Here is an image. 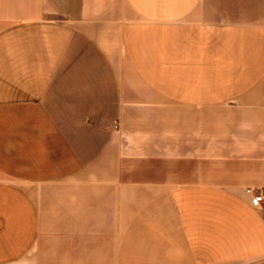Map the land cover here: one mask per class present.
Instances as JSON below:
<instances>
[{"label": "crops", "instance_id": "obj_1", "mask_svg": "<svg viewBox=\"0 0 264 264\" xmlns=\"http://www.w3.org/2000/svg\"><path fill=\"white\" fill-rule=\"evenodd\" d=\"M264 0H0V264H264Z\"/></svg>", "mask_w": 264, "mask_h": 264}, {"label": "built area", "instance_id": "obj_2", "mask_svg": "<svg viewBox=\"0 0 264 264\" xmlns=\"http://www.w3.org/2000/svg\"><path fill=\"white\" fill-rule=\"evenodd\" d=\"M247 191L252 195L251 201L253 205L260 206L264 204V187L257 190L252 187H248Z\"/></svg>", "mask_w": 264, "mask_h": 264}]
</instances>
